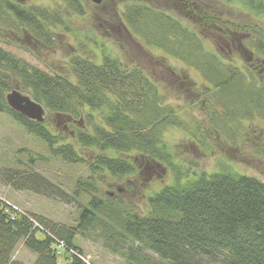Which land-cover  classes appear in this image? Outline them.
Returning <instances> with one entry per match:
<instances>
[{
  "label": "trees",
  "instance_id": "1",
  "mask_svg": "<svg viewBox=\"0 0 264 264\" xmlns=\"http://www.w3.org/2000/svg\"><path fill=\"white\" fill-rule=\"evenodd\" d=\"M67 1L79 6L80 0ZM239 1L264 13V0ZM123 13L144 40L166 45L177 57H193L228 114L264 117V86L250 68L242 70L212 56L194 33L166 13L147 5H133ZM0 20L5 28L46 46L52 45L53 28L66 25L57 11L13 0H0ZM260 53L264 55L263 49ZM94 56L75 55L69 62L71 73L65 75L48 73L0 47V112L42 140L51 157L86 162L89 176L98 172L122 178L135 170L126 155L139 153L166 163L175 171L174 181L149 197L146 216H135L117 206L110 194L97 195L96 184L80 179L74 199L83 194L89 199L80 206L75 226L23 213L0 200V264H23L13 259L20 242L36 254L32 264H58V248L67 253V264H88L79 258L82 251L74 239L96 229L103 244L129 264H264V182L236 172L231 164L188 175L175 169L161 139L163 127L178 122L173 107L162 104L158 87L142 70L106 54L98 63ZM12 85L50 112L83 118V124L68 123L67 132L59 133L44 121L27 118L6 104L5 93ZM78 146L93 152L90 160ZM58 240L63 246L58 247Z\"/></svg>",
  "mask_w": 264,
  "mask_h": 264
},
{
  "label": "rangeland",
  "instance_id": "2",
  "mask_svg": "<svg viewBox=\"0 0 264 264\" xmlns=\"http://www.w3.org/2000/svg\"><path fill=\"white\" fill-rule=\"evenodd\" d=\"M13 1L57 11L66 25L53 28L52 45L46 46L5 28L0 20L3 50L48 73L70 74L69 62L77 54L86 58L95 54L93 58L98 63L106 54L120 60L123 66L142 70L158 87L162 104L174 109L178 122L163 127L161 139L175 169L188 171V175L200 170L218 171L231 164L236 172L264 182V117L259 113L247 116L238 113L235 117L228 114L229 110L217 101L218 95L212 93L213 86L193 57H177L166 45L144 40L129 25L123 12L133 5H147L157 13L170 15L194 33L209 54L222 62L237 64L242 70L250 68L263 86L264 55L260 52L264 51V13L250 10L239 0H102L100 3L80 0L76 2L79 6L70 5L67 0ZM149 28L156 32L153 25ZM177 35L180 39V33ZM13 89L28 95L16 85L7 93ZM43 121L59 133L67 132L68 123L84 122L83 118L77 121L45 107ZM78 150L90 160L92 151L81 146ZM126 158L135 170L122 178L98 172L89 176L86 162L68 163L51 157L42 140L10 114L0 112V200L23 213L75 226L80 206L89 199L84 194L78 201L74 199L77 181L81 179L96 184L100 190L97 195L110 194L122 210L146 216L151 208L149 197L165 184H171L175 171L166 163L146 159L139 153ZM33 179L40 184L36 186L35 180L31 182ZM98 235L96 229L75 236L74 241L82 251L80 259L88 264H129L120 252L105 246L103 237ZM56 254L58 264L68 263L67 253L61 248ZM35 258L36 254L21 242L13 253V259L23 264H32Z\"/></svg>",
  "mask_w": 264,
  "mask_h": 264
},
{
  "label": "water",
  "instance_id": "3",
  "mask_svg": "<svg viewBox=\"0 0 264 264\" xmlns=\"http://www.w3.org/2000/svg\"><path fill=\"white\" fill-rule=\"evenodd\" d=\"M94 3H100L102 0H91ZM6 101L13 110L21 113L29 119L43 121L44 107L35 102L30 96L20 93L18 90H11L6 93Z\"/></svg>",
  "mask_w": 264,
  "mask_h": 264
},
{
  "label": "built area",
  "instance_id": "4",
  "mask_svg": "<svg viewBox=\"0 0 264 264\" xmlns=\"http://www.w3.org/2000/svg\"><path fill=\"white\" fill-rule=\"evenodd\" d=\"M61 246H63V243L62 241L58 240V247H61Z\"/></svg>",
  "mask_w": 264,
  "mask_h": 264
}]
</instances>
